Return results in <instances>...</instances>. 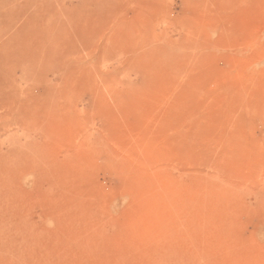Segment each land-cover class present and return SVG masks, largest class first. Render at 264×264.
Segmentation results:
<instances>
[{
    "label": "rangeland",
    "instance_id": "374dc122",
    "mask_svg": "<svg viewBox=\"0 0 264 264\" xmlns=\"http://www.w3.org/2000/svg\"><path fill=\"white\" fill-rule=\"evenodd\" d=\"M0 264H264V0H0Z\"/></svg>",
    "mask_w": 264,
    "mask_h": 264
}]
</instances>
